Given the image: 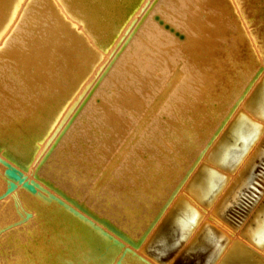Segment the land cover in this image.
Masks as SVG:
<instances>
[{"label":"bare ground","instance_id":"6f19581e","mask_svg":"<svg viewBox=\"0 0 264 264\" xmlns=\"http://www.w3.org/2000/svg\"><path fill=\"white\" fill-rule=\"evenodd\" d=\"M117 1L32 0L37 15L8 31L13 2L0 0V264H264V72L196 166L263 62L233 67L212 108L204 91L229 24L222 0H157L55 140L93 79L73 92L81 68H101L98 50L107 57L146 2ZM204 113L211 130L198 133ZM169 117L176 129L164 132Z\"/></svg>","mask_w":264,"mask_h":264},{"label":"rangeland","instance_id":"374dc122","mask_svg":"<svg viewBox=\"0 0 264 264\" xmlns=\"http://www.w3.org/2000/svg\"><path fill=\"white\" fill-rule=\"evenodd\" d=\"M4 1H5L3 3L4 5H5V3L10 4L9 2L12 1L13 2L12 8L14 9V11L10 14V16H7L3 22L5 28H8L7 29L8 31L20 26V24H22V22H27L31 15H35V14L37 15L36 10H33L31 13V11L28 7V4L32 0H4ZM116 2H118V1L115 0V4H117ZM222 2H223L222 6L223 5L227 6V7L224 6L223 10L225 12L228 11L227 13H229V14H226L227 19H229V21H228L229 24L227 26V29L225 30V32L223 33V35L219 39V47L217 49V52H216V55L214 57L213 62L211 64L209 63L210 66H208V68H207V73L204 71V73H206V75L209 77V81H212L210 83H212L211 85L213 86V89H214V90L213 89L211 90L210 88H212V87H209L210 84L206 83V85L208 87H207V91H204V92L210 91L209 92L210 94L207 93V95H205L206 93H204V95L207 96V99L211 98V95H212L211 99H213L214 97L216 98V96H218L216 98V100L219 99V100L223 101L222 97L225 95L223 92H225L226 89L229 88V87H226V83L228 86H230V83L233 81L232 78L235 79V77H234L236 75L235 72L233 71L234 73H231V71L233 69L235 70V66H241V65L244 66L245 64L249 65L250 63L254 62L255 60H258V62H259L261 59H262L261 61H263L262 62L263 65L260 64V62H259L260 66L259 65L254 66L253 71L255 74L252 71V74H251L252 77H251V75L249 77L250 81H248L249 80V78H248V80H247L248 82H245V85H243L241 92L236 96V98H235L236 100L234 99L231 106L228 107L229 109H227L226 112L221 116L222 118H220V120H219L221 122L219 124L215 125L214 128H212V130H211L210 126L208 127V125H209L208 124V121H209L208 116H203V115H205V113L202 114L201 116H199L202 122L199 123V121H200L199 117H197V119H195L197 121V123L195 121L196 126H197V124H199V126L202 124L200 127L203 126V129L202 128L200 129V127H196L194 125L196 127V129L199 128L197 130V132L198 131L200 132L201 130H204L205 128L206 129L209 128V130H211L213 132L212 133L211 131H209V133L212 134V135L209 134V136L212 138V140H209L211 138L208 139V137H207L206 141H204V143L205 142L206 143L202 144V148L204 146H205L204 149L206 147L207 148L205 150L200 148V150L202 149V152H203L202 156H201L202 158L200 157L201 151H199V153H197V157H198L197 159H199V160H198L196 166L203 159L204 155L207 153L208 149L211 146L210 144L213 143V141L215 140L217 135L222 130L223 126H221V124L223 123V125H225L228 122V120L231 118L232 114L235 113L236 109H238L239 106H241V103L243 102L244 98L247 96L248 91L252 88V85L254 84V82H256L258 80V78L264 72V0H222ZM156 4H157V0H146V2H144L143 5L141 4L142 6L140 4H138L131 11V14L129 16L131 18L128 19L127 21H123L119 26L117 25L118 26L117 30L119 32L118 34L121 35L124 31L125 32L121 36H119V38H117V40L118 39L119 40L115 44V46H114V43L116 42L115 39H112L110 42L107 43V48L112 47V46H114V47H113L111 53L109 55H107V57H105L106 59L104 58V56L106 54V53H104V51H105L104 47L103 48L101 47L98 50L99 51L98 56L100 59L103 60V62H102L103 64L99 70H96L97 68L92 67L90 63L87 64V66H85L84 68H81V70L85 69L84 70V72L86 73V74H84L85 78H83L82 80H78V81L75 80L76 86L73 85L74 86L73 92L76 90H79L80 88L85 87L87 85V82H89L92 78L93 79L86 86L87 87V90L85 92L86 95L84 94L85 96L82 98V100L78 104H76L73 113L69 117H67L66 122H65L66 123L65 126L60 127L58 130H56V133H58V135H56L55 140L57 142L61 139L62 135H64V133L68 130L70 125L73 123L74 119L76 118V115L79 112H81L82 109L85 107V105L90 100L93 93L95 92V90L97 88H99L101 80L106 76L110 67L115 63L117 58L124 51V49L127 47V45L131 41V38L134 36V34H136L138 32V30H140V28H141L142 24L144 23L146 17L152 13ZM227 8H228V10H227ZM154 19L156 20L157 16H155ZM125 29H127V30H125ZM4 38L7 39V36H5ZM179 38H181V37L179 36ZM94 52H96V51H94ZM69 57L70 56H66V58H68L67 61L70 60ZM89 57H90V55H89ZM89 57L88 56L85 57V60H89V59L92 60V58H89ZM248 67H251V66H248ZM255 67H256V69H255ZM257 69H258V71H257ZM232 74L233 75L235 74V75L233 77L231 76V78H230V75H232ZM59 77H60L59 80H64L65 73L62 72L61 75H59ZM229 78L231 80H229ZM188 83H187V85L190 86L191 84H188ZM222 85H224V86H222ZM221 87H223L225 90ZM208 89H209V91H208ZM219 89H221L220 92H219ZM212 92H215V93H212ZM217 92H218V94H216ZM167 93H168L167 91H162V93H161L163 103H165L167 100ZM221 93H223V94H221ZM242 93H244L243 94L244 96L242 95ZM208 95H209V97H208ZM213 95H214V97H213ZM219 95H221V96L219 97ZM73 96H74V93L71 94V98ZM215 98H214V100H215ZM223 98H225V96ZM70 99H69V101H70ZM202 99H203V97H202ZM207 99H205V101H206L205 103L208 102ZM214 100H212V101L209 100V102L210 101L212 102L210 104L214 105L212 108L215 109L218 103L221 104V101H219V100L214 101ZM69 101H67V103H66L67 105L69 104ZM201 102L200 103L198 102L199 105L197 103L196 107L203 106L204 101H203V103H201ZM209 102H208V104H209ZM213 102H215V104ZM216 102H217V104H216ZM168 103L169 102L167 100V102L165 104H168ZM200 104H202V105H200ZM66 106H64V107H66ZM157 106H159V103L157 104ZM200 107H198V108H200ZM218 107H219V105L217 106V108ZM210 110H213V109H210ZM180 113H181V111H180ZM59 115H61V111L57 110V114L55 115V118L56 119L58 118V119L55 120L56 122L60 119ZM229 115H230V117L227 118ZM202 116H203V119H202ZM164 120L169 121L171 124V126H170L169 122L167 123V121H166V123H167V125H166L167 128H166L165 127L166 123H163L164 132L169 131V130H173L174 128L176 129V127H173L174 125L172 126V124H173L172 122H175V120L177 121L176 117H173V120H172V118L170 119V117L164 118ZM204 120H205V122H204L205 124L203 125ZM206 122H207V124H206ZM171 127H173V129H170ZM209 142H210V144H209ZM147 155L145 154V155L141 156L140 159H147ZM151 158H154V160L158 159V157L155 158L154 156H152ZM204 162L207 163V159H205ZM156 163H159V161L157 160ZM193 170L194 169H191L189 171V173H187V177L182 179L181 184L177 187L175 193H173L174 196L177 195L179 192H181L182 195L185 196L186 188L183 189V186L185 185V183L189 177V174H191L193 172ZM14 174L18 178V182H20V183H26V182L32 183L30 178H27L26 176H24V179H22L15 172H14ZM118 175L120 177V178L118 177L119 179H124L120 173H118ZM136 175L137 174H135V176ZM229 178L230 177L226 178L227 182H229V180H230ZM195 208L197 209V211H199V212L201 211L200 213L204 214V215H206L209 211V210L198 208L196 206H195Z\"/></svg>","mask_w":264,"mask_h":264},{"label":"crops","instance_id":"0c3cea01","mask_svg":"<svg viewBox=\"0 0 264 264\" xmlns=\"http://www.w3.org/2000/svg\"><path fill=\"white\" fill-rule=\"evenodd\" d=\"M227 246H229V245H227Z\"/></svg>","mask_w":264,"mask_h":264}]
</instances>
